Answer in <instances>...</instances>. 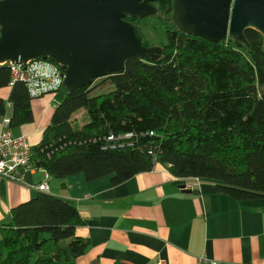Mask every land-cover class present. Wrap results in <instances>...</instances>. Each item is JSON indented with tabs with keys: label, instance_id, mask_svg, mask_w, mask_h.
Segmentation results:
<instances>
[{
	"label": "trees",
	"instance_id": "1",
	"mask_svg": "<svg viewBox=\"0 0 264 264\" xmlns=\"http://www.w3.org/2000/svg\"><path fill=\"white\" fill-rule=\"evenodd\" d=\"M157 7L155 16L126 20L138 27L146 47L143 27L157 22V30L165 29L160 59L128 60L124 73L102 79L113 86L107 94L95 96L97 80L74 94L62 86L31 166L61 182L111 176L118 186L160 164L177 185L210 180L237 201L264 199L263 36L248 30L247 43H213L177 28L172 0ZM10 80V68L0 65V88ZM34 100L25 84L12 87V129L33 123ZM5 107L0 99V116ZM80 112L87 117L83 125L72 120ZM125 134L132 136L121 144L107 142ZM83 225L75 205L41 192L12 210L2 229L0 264L71 263L90 247L77 235Z\"/></svg>",
	"mask_w": 264,
	"mask_h": 264
},
{
	"label": "crops",
	"instance_id": "2",
	"mask_svg": "<svg viewBox=\"0 0 264 264\" xmlns=\"http://www.w3.org/2000/svg\"><path fill=\"white\" fill-rule=\"evenodd\" d=\"M11 92L9 85L0 88L6 106L0 131L11 115ZM55 100L52 95L35 99L33 123L14 129V135L26 137L32 147L40 144ZM45 180L43 170L33 169L21 183H0V254L2 229L11 223L12 210L38 196ZM111 180L49 179V194L79 210L84 225L77 235L90 242L85 255L68 264H196L201 256L227 264H264V199L237 201L210 180H192V191L199 193L187 194L160 164L118 186Z\"/></svg>",
	"mask_w": 264,
	"mask_h": 264
},
{
	"label": "water",
	"instance_id": "3",
	"mask_svg": "<svg viewBox=\"0 0 264 264\" xmlns=\"http://www.w3.org/2000/svg\"><path fill=\"white\" fill-rule=\"evenodd\" d=\"M164 0H0V65L39 58L65 68L71 94L94 80L124 73L133 58L158 61L127 17L155 16ZM173 21L188 35L213 43L264 38V0H172ZM187 194L198 191L185 190Z\"/></svg>",
	"mask_w": 264,
	"mask_h": 264
},
{
	"label": "built area",
	"instance_id": "4",
	"mask_svg": "<svg viewBox=\"0 0 264 264\" xmlns=\"http://www.w3.org/2000/svg\"><path fill=\"white\" fill-rule=\"evenodd\" d=\"M11 70V80L9 86L13 87L20 82L26 85L31 98L38 99L45 95H52L56 99L57 92L64 86L65 68L49 59L39 58L33 61H27L19 64L7 62L5 64ZM3 66V65H2ZM56 103V100H55ZM11 118L5 116L0 131V183L5 180L13 183H21L23 175L30 170L33 159V147L24 136H16L10 127ZM131 134L125 135H110L107 142L111 144H121L124 140L131 137ZM48 149V148H46ZM61 149V148H59ZM52 151L47 153L50 157ZM46 180L40 184L37 189L43 193H49L50 176L46 171ZM192 180L199 181L200 179H190L183 184L185 190H192L193 186L190 183ZM1 200V194H0ZM196 264H227L210 260L206 256L198 258Z\"/></svg>",
	"mask_w": 264,
	"mask_h": 264
},
{
	"label": "rangeland",
	"instance_id": "5",
	"mask_svg": "<svg viewBox=\"0 0 264 264\" xmlns=\"http://www.w3.org/2000/svg\"><path fill=\"white\" fill-rule=\"evenodd\" d=\"M157 22H152L150 26H145L142 28V34L144 36V41L149 42V45L151 47H162L167 43V36L164 28L156 29L155 25ZM102 82V79H99L96 81V84H100ZM113 90V86L110 84V82H103L100 84V87L94 92L95 96L101 95V94H107ZM53 111V109H52ZM72 120L74 123H79L80 125H83L87 121V117L84 112H80L76 114ZM37 143V142H34ZM30 145H32L30 143ZM34 147V146H33Z\"/></svg>",
	"mask_w": 264,
	"mask_h": 264
}]
</instances>
